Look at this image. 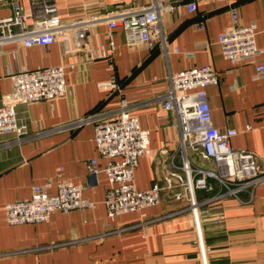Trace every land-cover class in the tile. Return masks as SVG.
Masks as SVG:
<instances>
[{
	"label": "crops",
	"instance_id": "1",
	"mask_svg": "<svg viewBox=\"0 0 264 264\" xmlns=\"http://www.w3.org/2000/svg\"><path fill=\"white\" fill-rule=\"evenodd\" d=\"M18 1L23 8L28 7V0ZM55 1L63 22L88 14L139 9L150 2ZM174 1L177 9L162 19L169 45L166 55L157 45L154 49L127 48L119 30L112 34L111 51L105 25L95 27L85 44L93 53L102 47L111 60L89 62L85 51L63 57L57 43L33 47L9 44L0 48V104L12 89L9 76L16 71L73 64L66 70L64 98L15 107L18 122L27 130L20 142H16L14 134L0 135V253L19 252L0 257V264H264V182L256 189L251 205L227 201L219 224L208 218L196 224L194 215L185 212L144 229L87 239L104 231L106 224L136 225L145 216L170 212L178 203L163 191L160 203L146 209L145 216L134 212L109 222L103 203L109 186L107 177L103 173L91 177L86 166L91 159L99 167L106 163L96 150L93 126L72 133H47L94 111L112 113L125 100L130 115L149 131L151 149L165 146L171 153L178 131L172 114L163 109L159 100L167 88L166 77L168 73L208 65L219 74V83L205 89L213 126L219 131L235 129L237 134L229 139L230 146L254 153L258 166L264 169V75L255 76L257 65L264 66V0L236 3L238 22L253 25L256 46L263 51L257 64L237 66L223 59L218 45L219 34L231 25L229 7L217 1L200 3L189 14L185 10L189 0ZM10 13L9 7L0 6V18ZM111 80L118 90L101 88ZM168 163V157L155 161L141 158L134 172L136 189L148 190L155 182L164 186ZM59 172L63 179L84 187L82 196L94 204L93 208L55 212L41 224L7 225L5 204L29 199L33 185H43ZM49 193H54L53 185ZM56 243L68 244L35 250Z\"/></svg>",
	"mask_w": 264,
	"mask_h": 264
},
{
	"label": "built area",
	"instance_id": "2",
	"mask_svg": "<svg viewBox=\"0 0 264 264\" xmlns=\"http://www.w3.org/2000/svg\"><path fill=\"white\" fill-rule=\"evenodd\" d=\"M217 1L229 7L231 25L218 36V45L224 60L230 64H257L263 53L255 43L253 25L238 22L236 3L241 0H189L185 10L193 14L200 3ZM0 6L9 7L11 13L0 18V48L9 44L22 47L59 44L63 57L86 53L87 61L108 59L101 47L93 53L85 44L87 35L99 25L106 26V37L112 51V34L119 30L129 49L157 45L168 53L162 19L177 9L174 0H150L139 9L116 10L105 14H88L81 19L63 22L58 15L55 0H28L23 8L18 0H0ZM200 24V22L198 23ZM201 25V24H200ZM177 52V49H173ZM111 55V54H110ZM73 64L19 70L9 76L12 89L1 99L0 135L14 134L16 142L26 135L24 124L17 120V105L53 102L65 97L67 91L66 70ZM264 75V66L257 65L256 77ZM167 88L159 100L163 109L171 113L178 131L174 151L162 146L151 149L150 133L142 129L136 117L130 115L125 100L112 113L94 111L80 118L60 124L47 133H72L92 125L94 144L98 154L106 160L99 167L95 159L87 163V171L96 178L100 173L107 177L104 206L106 218L113 222L122 215L144 211L160 203L163 191L178 207L164 215L144 217L136 225L109 226L100 234L87 239H101L122 234L128 230L150 225L165 218L185 212L201 219H212L219 224L223 219V205L234 201L241 206L252 204L256 189L264 182V169L258 166L257 156L251 151L234 149L229 139L236 136L235 129L219 131L211 120L206 88L219 83V74L210 66L193 67L176 73H168ZM102 89H116L113 80L101 85ZM247 130L251 129L248 125ZM170 153L169 156H167ZM161 160L168 157L169 171L163 177L164 186L155 182L148 190L139 191L134 184V172L141 158ZM162 163V162H161ZM60 171V170H59ZM54 186V193L49 187ZM84 187L63 179L61 172L43 185H33L30 198L5 204V222L9 226L41 224L48 222L55 212L91 209L94 204L82 196ZM68 243H56L35 250L46 251ZM14 253H0L5 257Z\"/></svg>",
	"mask_w": 264,
	"mask_h": 264
}]
</instances>
